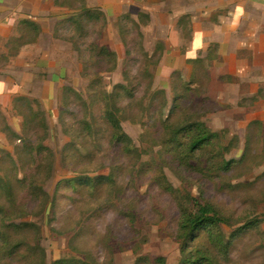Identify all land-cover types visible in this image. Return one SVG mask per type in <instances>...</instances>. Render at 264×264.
Instances as JSON below:
<instances>
[{"label":"rangeland","instance_id":"1","mask_svg":"<svg viewBox=\"0 0 264 264\" xmlns=\"http://www.w3.org/2000/svg\"><path fill=\"white\" fill-rule=\"evenodd\" d=\"M74 16L61 21L46 48L53 62L51 79H44L49 94L15 98L7 114L14 125L0 120V176L12 191L0 193V207H16L13 221L29 224L26 250L1 264H155L159 257L180 264L179 204L195 201L224 215L225 237L259 221L233 242L227 264H264V121L248 127L262 104L251 108L255 98L241 93L237 100L234 87L210 88L203 65L190 78L181 71L162 77L164 48L144 40L143 17L84 18L78 30ZM100 47L114 52L115 65L97 56ZM115 85L125 89L116 105L131 150L111 143L103 119V96ZM174 120L199 121L217 133L223 158L236 162L231 170H212L210 151L188 159L171 150L162 126ZM100 175L112 176L113 184L72 182ZM29 181L36 202L27 198Z\"/></svg>","mask_w":264,"mask_h":264},{"label":"crops","instance_id":"2","mask_svg":"<svg viewBox=\"0 0 264 264\" xmlns=\"http://www.w3.org/2000/svg\"><path fill=\"white\" fill-rule=\"evenodd\" d=\"M84 2L108 22L122 15L134 20L143 15L144 40L164 48L162 77L181 71L190 78L197 72L194 66L209 67L210 88L219 83L234 87L237 100L239 93L241 98H255L251 108L262 104L253 113L255 120L264 121V0ZM77 5L75 0H0V120L5 116L14 125L16 120L7 114L13 112L15 98L44 99L49 94L44 79H51L53 62L46 48L61 21L76 15Z\"/></svg>","mask_w":264,"mask_h":264},{"label":"trees","instance_id":"3","mask_svg":"<svg viewBox=\"0 0 264 264\" xmlns=\"http://www.w3.org/2000/svg\"><path fill=\"white\" fill-rule=\"evenodd\" d=\"M75 1L78 4L76 6L77 12L73 18H70L75 29L80 30L82 28L84 18L89 20L103 18V14L99 10L88 9L85 6L84 0ZM138 17L144 16L139 15ZM119 19L120 22L131 20L129 15H122ZM97 56H104L107 58V61L115 65V54L107 48L100 47L97 51ZM124 90L122 85H115L111 93L104 94L103 119L107 126V131L110 133L111 143L121 146L125 150H131V139L124 133L121 127L118 115L119 109L116 105L117 98ZM175 118L177 119V117ZM255 125L258 128L261 127V123L257 120L250 122L248 127ZM85 127L90 129L88 124ZM162 132L165 144L171 150H181L180 153L188 159L200 151L212 152L211 159L208 160H211V169L215 172H228L236 163L233 160L226 161L223 158L227 149L220 143L218 134L209 130L207 126L199 121L181 123L174 120L164 124ZM18 182L23 183L22 179ZM32 182L34 181L32 180ZM32 182L29 181L26 187L28 192L27 198L32 196L34 197V202H36L38 200V193L36 192V185ZM72 182L79 186H91L93 189L98 185L113 184L112 176L110 175L87 176L74 179ZM0 193L8 197H11L12 193L11 183L1 176ZM15 209L16 207H12L10 210L0 207V264L6 263L7 260H18L17 257L20 256V253L26 250L24 249L26 246L24 233L29 224L22 222L15 223L13 221L11 213ZM177 214L175 236L179 243L180 264H227L230 260L229 250L233 242L255 228L259 223L256 219L249 220L235 227L225 237L221 232V226L228 225L227 220L216 207L207 202L198 203L195 201L191 206H183L180 203ZM6 220H8V223L5 222ZM155 264H165V261L159 257L155 259Z\"/></svg>","mask_w":264,"mask_h":264}]
</instances>
